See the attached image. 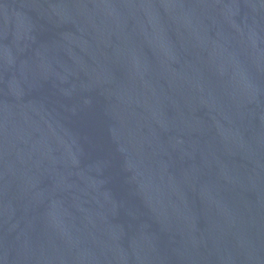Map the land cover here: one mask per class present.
Returning <instances> with one entry per match:
<instances>
[{"label": "water", "instance_id": "obj_1", "mask_svg": "<svg viewBox=\"0 0 264 264\" xmlns=\"http://www.w3.org/2000/svg\"><path fill=\"white\" fill-rule=\"evenodd\" d=\"M0 264H264V0H0Z\"/></svg>", "mask_w": 264, "mask_h": 264}]
</instances>
